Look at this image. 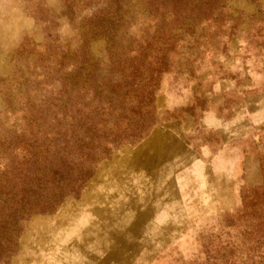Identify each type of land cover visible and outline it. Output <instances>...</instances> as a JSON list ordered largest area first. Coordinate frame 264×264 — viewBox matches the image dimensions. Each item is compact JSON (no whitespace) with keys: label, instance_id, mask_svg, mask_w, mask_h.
<instances>
[{"label":"rangeland","instance_id":"1","mask_svg":"<svg viewBox=\"0 0 264 264\" xmlns=\"http://www.w3.org/2000/svg\"><path fill=\"white\" fill-rule=\"evenodd\" d=\"M148 2L0 0V179L23 173L29 119L42 144L69 106L52 151L64 183L91 172L0 232V264H192L263 186L264 0L187 2L176 23ZM100 11L110 40L93 36Z\"/></svg>","mask_w":264,"mask_h":264},{"label":"trees","instance_id":"2","mask_svg":"<svg viewBox=\"0 0 264 264\" xmlns=\"http://www.w3.org/2000/svg\"><path fill=\"white\" fill-rule=\"evenodd\" d=\"M187 2L192 8L196 7L195 0H158V2L152 0L151 3L148 2V6L154 13L163 11V9L169 10L173 23H176L178 20L180 21V16ZM100 14L93 15V19H91L94 22L93 36L96 38L102 36L110 40L107 37L109 34L108 26L113 24L114 18L106 14L102 15V11H100ZM165 37L163 35L159 40H163ZM165 44L166 42L160 43L159 46H165ZM79 57L82 58V54H79ZM82 64L86 63H77L74 67L77 68L70 74L73 76L70 79L71 88L75 82H80L79 88L81 90L91 83V70L83 68ZM75 76L79 77L80 80H75ZM64 81H67V85H69V80ZM64 85L66 84L63 82L61 87H64ZM139 89L140 87L132 88L128 86L127 92L134 94ZM146 95L148 96L149 93H146ZM111 97L113 99L116 94L112 93ZM132 102L134 101H129L130 104ZM134 108L137 110L138 106H132L129 112L133 113ZM45 118L47 117L45 116ZM48 119H51V117H48ZM52 120V124L48 122L42 124L47 125V131L42 134L43 143L40 144L34 136L35 118L31 117L29 119L30 134H22L24 138L26 136L29 138L25 148L21 149V152L24 153L23 161L20 164L16 163L10 169L11 172L23 173L13 175V177L4 176L0 179L1 235L7 230L10 238H12L18 225L25 221L26 217L44 212L46 203H52L55 198L60 197V194L55 195L57 189L69 188L68 193H75L91 175V172L87 170L85 178L84 176L79 178L78 181L82 184L78 186L72 183H64L62 176L72 171L66 167L68 155L55 156L52 148L54 147V136L56 134L50 132L51 126L48 125L53 126L58 123L71 128L73 126V108L70 106L63 108L60 116L58 115V119L56 115ZM92 128L95 127H89L88 129ZM96 138L94 136L95 140ZM69 139H74V137ZM84 158H87V155ZM249 192L254 193L253 196H246V200L240 202L239 207L225 217L223 223L218 227L216 235L212 236L213 239L203 247L204 260H198L192 264H264V184L260 188L249 189Z\"/></svg>","mask_w":264,"mask_h":264}]
</instances>
